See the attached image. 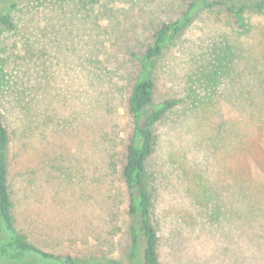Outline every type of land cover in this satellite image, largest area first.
<instances>
[{
  "label": "rangeland",
  "instance_id": "1",
  "mask_svg": "<svg viewBox=\"0 0 264 264\" xmlns=\"http://www.w3.org/2000/svg\"><path fill=\"white\" fill-rule=\"evenodd\" d=\"M10 1L0 115L16 227L79 264H135L122 178L135 56L194 0ZM246 16L240 27L226 6L201 10L155 71L154 104L183 100L147 163L161 264H264V13ZM205 175L221 186L219 220Z\"/></svg>",
  "mask_w": 264,
  "mask_h": 264
},
{
  "label": "trees",
  "instance_id": "2",
  "mask_svg": "<svg viewBox=\"0 0 264 264\" xmlns=\"http://www.w3.org/2000/svg\"><path fill=\"white\" fill-rule=\"evenodd\" d=\"M52 5L57 0H39ZM73 4L76 0H61ZM0 27L4 32L15 35L17 24L11 16L15 3L10 0H0ZM216 6H226L240 27L247 21L246 13L253 11L264 13V0H251L248 3L224 0L209 3L206 0H194L189 7L173 20L162 22L155 30L150 43L140 56H135L138 63V78L135 81L129 97V113L132 117V128L128 137L125 162L122 167V178L130 194L129 210L134 223L131 226L132 244L131 258L135 264H161V239L154 223V196L152 192L148 161L156 151L158 136L157 125L167 114L183 103V100H167L154 104L155 71L165 50L187 29L204 9ZM5 81L3 67L0 66V83ZM152 108L151 112L148 109ZM11 145L10 131L7 123L0 115V264H79L71 256H61L46 252L31 243L16 227L13 215V198L10 188V167L8 150ZM239 148H233L232 154H237ZM204 175V174H203ZM201 177L206 203H212L216 209V219H220L223 211L218 201L222 196L216 192L221 187L217 181ZM208 180H207V179ZM207 192V195H205ZM215 194H217V197ZM255 200V199H253ZM252 200V201H253ZM261 200V199H259ZM256 201V200H255ZM262 202V200H261ZM251 209L260 207L255 205ZM255 210V209H254ZM262 212V211H261ZM226 216V215H225ZM264 236V227H262Z\"/></svg>",
  "mask_w": 264,
  "mask_h": 264
}]
</instances>
